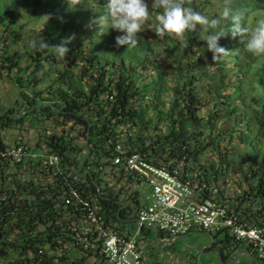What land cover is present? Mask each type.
Segmentation results:
<instances>
[{
  "label": "trees",
  "instance_id": "obj_1",
  "mask_svg": "<svg viewBox=\"0 0 264 264\" xmlns=\"http://www.w3.org/2000/svg\"><path fill=\"white\" fill-rule=\"evenodd\" d=\"M216 1V10L207 8L213 0L186 4L215 17L223 7V0ZM80 3L72 8L67 0H0V73L4 69L21 91L18 113L14 107L0 115V150L9 147L4 131L25 128L27 118L33 126L52 122L60 130L40 134L32 151L58 153L67 179L43 161L14 165L0 157V264H109L103 240L81 226L96 212L112 232L129 235L147 202L131 177L117 176L118 144L154 165L201 172L195 176L221 183L223 192L231 177L240 178V195L228 204L242 209L245 219L264 221V58L228 32L220 44L233 53L214 64L204 41L209 33L199 26L182 39L156 36L160 9L150 16L151 38L140 33L138 45L128 49L116 43L124 33L106 26L99 35V25L92 23L104 14L106 0ZM234 4L249 27L255 12L264 13V0ZM72 34L76 39L63 62L51 48L32 47L41 39L56 45ZM24 110L29 114L18 118ZM88 132L91 155L83 165ZM151 236L169 238L143 226L140 241ZM214 238L206 252L218 247L222 262L247 250L254 264L255 258L264 264L252 245L230 233Z\"/></svg>",
  "mask_w": 264,
  "mask_h": 264
},
{
  "label": "built area",
  "instance_id": "obj_2",
  "mask_svg": "<svg viewBox=\"0 0 264 264\" xmlns=\"http://www.w3.org/2000/svg\"><path fill=\"white\" fill-rule=\"evenodd\" d=\"M8 144L9 147L0 150L1 158H11L14 165L28 159L43 161L44 166L55 170V174L67 183L62 157L58 153L46 150L33 152L20 142ZM116 151L114 165L117 166V176L123 175V180L131 177L135 189L144 186L148 199L136 215V230L129 235L120 236L112 232L96 212H91L88 223L81 226L84 233L97 234L103 240V254L109 264L142 263L143 242L140 237L143 226L155 227L173 241L197 230L211 234L227 232L236 241L252 245L258 258L264 261V225H248L243 218V210L228 204V194L222 191L221 183L199 179L195 175H201V172L195 174L182 165L173 170L154 165L142 154H128L121 144L117 145ZM75 180L78 184L79 176H75ZM73 194L76 200H81L77 192L73 191ZM140 195L144 197L145 194L141 192Z\"/></svg>",
  "mask_w": 264,
  "mask_h": 264
},
{
  "label": "clouds",
  "instance_id": "obj_3",
  "mask_svg": "<svg viewBox=\"0 0 264 264\" xmlns=\"http://www.w3.org/2000/svg\"><path fill=\"white\" fill-rule=\"evenodd\" d=\"M70 7L81 4L80 0H67ZM161 11L155 16L156 24L154 32L157 37L165 35L183 38L186 32H196L199 26L200 32H208L204 38L207 50L212 53L214 64L229 56L230 52L221 46L220 40L228 32L233 38H239L240 43L252 55H264V19L257 21L255 27H249L244 21V14L234 4V0H223V7L215 17H209L196 10L186 0H152L151 8L145 0H106L104 14L92 21L100 28L99 35L105 33L104 28L115 29L124 35L117 36L118 46L134 48L139 43V34L145 23L149 20L154 10ZM46 23L51 17H42ZM228 23L227 29L223 26ZM76 39L75 34L61 40L59 44L49 45L44 39L37 44L31 42L32 47L43 51L51 48L55 53V59L63 62L70 51L68 45Z\"/></svg>",
  "mask_w": 264,
  "mask_h": 264
},
{
  "label": "rangeland",
  "instance_id": "obj_4",
  "mask_svg": "<svg viewBox=\"0 0 264 264\" xmlns=\"http://www.w3.org/2000/svg\"><path fill=\"white\" fill-rule=\"evenodd\" d=\"M213 2V6H207L208 10L210 8L216 10L220 7L219 2H217L216 0H213ZM149 7L151 8L150 4ZM251 17L252 18L249 25L255 27L257 21H255L254 18H258V20L264 19V13L255 12ZM151 23L152 19L151 17H149V20L145 23L144 28L141 32L149 38H151ZM260 57L264 58V55H261ZM23 59H25V56ZM20 93L21 91L19 87L14 83V81L6 76V71L3 69L0 73V112L7 109V111H5L7 113L14 107L16 111L17 102L20 100ZM21 112H23L21 117L29 114V110H24ZM204 113H206V111H204ZM31 120V117L27 118V126L23 129L16 128L14 130L4 131L3 137H5L6 141L11 145L20 142L32 151L36 149L40 134H44L46 131H48L49 133L53 132L54 130L57 132L60 130H58V128H56L55 124L52 122H45L42 125L33 126ZM113 179L116 180L115 178ZM241 183L242 182L240 178L236 176L231 177L230 182L227 181L225 183V186L227 187L224 189L228 194L227 201L229 203H231V201H229L231 197L235 198L240 195ZM138 189L140 190L139 193L144 192L145 194L146 188H144V186H141ZM245 222L253 227L264 225V221L256 220L254 218H246ZM202 237V233L188 234L185 241L182 239H178L169 243H166V241L163 240L160 241L157 238H154V236L148 237L142 245L144 247L142 264H249V261L245 256H240L239 260L237 261L229 259L225 262H222L220 256L214 251L210 250L208 252H205L204 247L210 243L208 237L203 238L199 247L195 248ZM245 251L249 252L247 250ZM255 262L256 264H262L256 258Z\"/></svg>",
  "mask_w": 264,
  "mask_h": 264
},
{
  "label": "water",
  "instance_id": "obj_5",
  "mask_svg": "<svg viewBox=\"0 0 264 264\" xmlns=\"http://www.w3.org/2000/svg\"><path fill=\"white\" fill-rule=\"evenodd\" d=\"M18 112V109L16 108V111H15V113H17ZM30 112V111H29ZM6 114V112L5 113H3V114H0V115H5ZM22 114H23V112H21L20 114H19V116H18V118H21V116H22ZM86 149H87V155H86V157H85V159H84V161H83V165L86 163V161L88 160V158L90 157V155H91V148H90V132H88V141H87V143H86ZM98 187H99V193L101 194V190H100V186L98 185ZM148 228H150L151 230H153L154 232H155V234H156V236H159V233H160V231L157 229V228H155V227H148ZM207 235H209L211 238H212V244L211 245H214L215 243H216V239L214 238V236L212 235V234H207ZM186 239V236H181V237H179L178 239ZM173 240H170V241H168L167 243H169V242H172ZM195 248H197V247H195ZM215 253H217L219 256H220V258H221V260H222V257H221V254H220V252L218 251V250H213ZM243 255H247L248 257H249V259H250V261H251V264H254V262H253V256H252V254L251 253H249V252H246V251H243V252H239L237 255H236V261L237 260H239V257L240 256H243Z\"/></svg>",
  "mask_w": 264,
  "mask_h": 264
},
{
  "label": "crops",
  "instance_id": "obj_6",
  "mask_svg": "<svg viewBox=\"0 0 264 264\" xmlns=\"http://www.w3.org/2000/svg\"><path fill=\"white\" fill-rule=\"evenodd\" d=\"M145 199H148V191H147V189H145ZM198 233H202L203 234V237L199 240V242H198V244H197V246L196 247H199V245H200V243H201V241H202V239L203 238H205V237H208L209 238V240H210V243L209 244H207L205 247H204V251L206 252V248L207 247H211V246H214V245H211L212 244V238L209 236V235H207L209 232H204V231H200V230H197V231H193L192 233H190V234H198ZM209 234H211V233H209ZM213 236H215V234H212ZM167 240H163V241H166V243L168 242V241H170L171 239H168V238H166ZM181 239V238H180ZM178 240V239H177ZM182 240H184V239H182ZM186 240V239H185ZM184 240V241H185ZM175 241V240H174ZM213 251V250H212ZM242 251H245V250H242Z\"/></svg>",
  "mask_w": 264,
  "mask_h": 264
},
{
  "label": "flooded vegetation",
  "instance_id": "obj_7",
  "mask_svg": "<svg viewBox=\"0 0 264 264\" xmlns=\"http://www.w3.org/2000/svg\"><path fill=\"white\" fill-rule=\"evenodd\" d=\"M221 247H223V246H221ZM218 249H219V248L217 247V250H218ZM231 249H232L231 246L227 245L226 248H224V251H225L226 254H228V251H230ZM219 250H220V249H219ZM219 250H218V251H219ZM231 251H232V250H231Z\"/></svg>",
  "mask_w": 264,
  "mask_h": 264
}]
</instances>
